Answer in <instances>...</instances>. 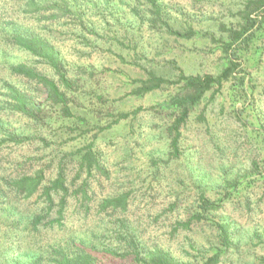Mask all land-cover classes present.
I'll use <instances>...</instances> for the list:
<instances>
[{"label":"rangeland","instance_id":"rangeland-1","mask_svg":"<svg viewBox=\"0 0 264 264\" xmlns=\"http://www.w3.org/2000/svg\"><path fill=\"white\" fill-rule=\"evenodd\" d=\"M158 1L163 22L157 25L145 0H110L108 10L93 0L95 8L86 6L84 26L76 28L66 18L51 25L49 13L32 15L24 0H7L0 10V22L14 20L39 34L54 31L74 81L68 93L72 115L61 116L36 82L20 80L8 68L32 58L4 47L0 264H63L62 255L81 251L97 264H142L157 250L179 264H204L222 247L219 223L231 224L234 233L220 264L264 262V33L246 55L250 96L239 99L231 82L215 86L181 127L177 154L171 146V127L181 114L171 99L193 92L181 76L220 75L224 43L246 24L256 0ZM256 14L264 13L251 17ZM33 66L51 73L41 63ZM153 76L164 83L146 92ZM13 85L33 95L42 109L36 119L13 110ZM88 148L101 169H84L78 177L79 154ZM61 162L69 165V184L76 176L75 187L86 184L89 198L71 195L69 227L46 221L35 227L32 219L45 207L41 193L26 198L11 189V181L45 170L47 183ZM202 193L223 207L192 219ZM123 196L125 209H101L104 200ZM131 237L140 244L139 258Z\"/></svg>","mask_w":264,"mask_h":264},{"label":"trees","instance_id":"trees-1","mask_svg":"<svg viewBox=\"0 0 264 264\" xmlns=\"http://www.w3.org/2000/svg\"><path fill=\"white\" fill-rule=\"evenodd\" d=\"M1 2L0 10L2 11V8L6 6L5 2L7 0H1ZM99 2H101L103 8L110 9V0H99ZM145 2L146 7L152 11L154 25H157L159 21L163 22L161 18L162 6L159 1L145 0ZM24 3L32 15L49 13L48 22L51 25L54 22L60 21L62 18H66L73 23V28L84 26V18L88 15L86 12L87 5L93 9L95 8L93 0H24ZM252 4L254 5V9L247 12L246 24L240 29L232 31L229 41L224 43L226 64L220 75L217 77L213 75L181 76L185 82V87L188 90H193V92L189 95L173 97L171 99V105L181 109L179 118L171 127L172 134H175L171 141V146L176 154L179 151L181 127L187 122L191 110L215 86L221 87L224 83L231 82L234 95L241 96L239 99L247 95L250 96L251 90L248 85L247 87L245 86L246 82L244 81L245 77L250 76V73L246 71V62L248 63L246 55L250 51L251 45L255 44L257 40H260L264 33V14H256L253 18L251 16L253 13H258V11L264 13V0H256ZM77 21L79 23H76ZM57 42H59V39L52 30L49 33L39 34L23 28L14 20L0 22V59H6L7 57L5 48L15 49L32 58V63L9 62L8 68L20 80H27L29 83L36 82V89L39 91V88H42L46 92V101L57 112L58 110L61 111V116L62 113L63 115L71 116L72 110L68 104V93L73 87L74 81L72 76L69 75L68 69H66V59L63 51L57 46ZM34 62L41 63L45 68H49L48 70L51 73L37 70L33 66ZM150 83L151 85L145 89L146 92L160 88L164 81L161 77L153 76L151 77ZM8 90L13 110L30 119H36L37 113L42 109L37 106L35 98L29 94V90L27 88L21 89V87H17L16 85L10 86ZM235 101L238 100L235 99ZM241 115L243 113H239L238 111L237 117L239 119ZM126 116L122 115L121 118L124 119ZM79 155L81 159H78V156L74 154L72 155L74 161L76 158L78 161L80 160L79 169L77 168L78 171L76 174L78 177L84 169L88 172H91L93 167L98 170L101 169L99 159L92 148H88L84 153ZM68 168V164L61 162L57 176L49 179L47 183L45 182V170H39L34 174L21 173L11 181V189L24 194L26 198H30L39 192L41 193L40 196L44 199L45 207L39 212L40 214L38 213L33 217L32 223L35 227L45 221L50 227L56 225L60 229L69 227L68 222L71 221L72 214H70V207L67 206L71 195L78 197L81 193L83 199L89 198L88 186L86 184L78 186L77 188L75 187L76 176L74 177V183L72 181L69 184ZM258 168L259 165L255 162V169ZM113 206L115 209H118L119 206L125 209V196L117 199L104 200L101 209L106 210ZM222 207L223 204L221 201L212 202L207 198L205 193H202L199 198V204L192 214V219L201 220L207 218V214L211 210ZM83 208L86 210L89 209V207ZM218 229L220 231L222 247L218 248L214 254L207 258L204 264H220L221 259L233 244L234 233L231 224L219 223ZM130 245L137 251L136 256L139 258L140 253L138 252V248L140 244L134 237H131ZM106 250L108 253L110 252L109 249ZM62 256L63 264H97L95 262L96 259L86 251H81V253L75 254L74 256H69L68 254ZM140 261L142 264H179L170 253L162 250L148 252L145 258ZM262 264H264L263 261Z\"/></svg>","mask_w":264,"mask_h":264}]
</instances>
